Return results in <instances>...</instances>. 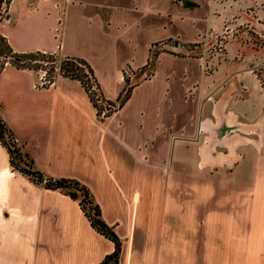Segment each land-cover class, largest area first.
I'll use <instances>...</instances> for the list:
<instances>
[{
    "label": "crops",
    "instance_id": "crops-1",
    "mask_svg": "<svg viewBox=\"0 0 264 264\" xmlns=\"http://www.w3.org/2000/svg\"><path fill=\"white\" fill-rule=\"evenodd\" d=\"M217 1L12 0L0 24L16 53L87 61L112 102L126 70L171 41L103 120L78 80L0 74V116L22 151L89 188L123 243L120 264H264V64L241 61L233 43L207 61ZM114 251L79 201L13 169L0 143V264H101Z\"/></svg>",
    "mask_w": 264,
    "mask_h": 264
},
{
    "label": "trees",
    "instance_id": "trees-1",
    "mask_svg": "<svg viewBox=\"0 0 264 264\" xmlns=\"http://www.w3.org/2000/svg\"><path fill=\"white\" fill-rule=\"evenodd\" d=\"M12 0H0V14L2 6L7 5L4 15H0V24L4 22L3 18L7 17L8 8ZM195 6L194 4H189ZM171 43V41L160 42L153 45L151 49V57L148 64L138 70L134 71L127 69L125 72L126 85L124 91L121 93L117 101H107L104 99L99 83L95 77L94 71L89 63L80 58L66 57L60 58L56 54L45 52H30V53H16L10 46L7 38L0 34V74L8 67L14 66L18 69H29L36 72L43 70L44 63H52L51 74L48 79L54 83V81L62 76L72 80H78L82 83L86 89L95 109L97 110L98 117L105 119L112 115L115 110L122 107L128 99L134 88L142 81L150 78L156 67V61L159 54L164 51L165 45ZM201 47L200 44H194L187 46V51H194ZM96 88L103 97L105 106L99 105L93 97L92 88ZM109 110V113L103 115L105 109ZM0 143L6 148L10 155V163L13 169L28 176L34 183L43 185L46 189L59 190L69 195L74 200L79 201L83 211L90 220L93 228H95L100 234L107 237L115 243V251L106 256L101 264H120L123 243L114 231V228L109 226L102 218V212L100 206L95 202L94 197L87 186L74 179H55L48 177L36 170L33 165L31 157L22 151L19 146L14 133L7 126L3 118L0 116Z\"/></svg>",
    "mask_w": 264,
    "mask_h": 264
},
{
    "label": "rangeland",
    "instance_id": "rangeland-1",
    "mask_svg": "<svg viewBox=\"0 0 264 264\" xmlns=\"http://www.w3.org/2000/svg\"><path fill=\"white\" fill-rule=\"evenodd\" d=\"M222 25L220 31L214 32L209 38L203 52L207 61H213L214 55L220 54L221 59L233 43L239 45L238 58L251 67L264 64V0H218ZM7 5L2 6L1 14ZM0 14V15H1ZM6 17L3 18L5 21ZM173 44V43H172ZM217 62H215L216 64ZM214 64V62H212ZM52 63H44L43 70L47 77L51 74ZM264 82V66L257 69Z\"/></svg>",
    "mask_w": 264,
    "mask_h": 264
},
{
    "label": "built area",
    "instance_id": "built-area-1",
    "mask_svg": "<svg viewBox=\"0 0 264 264\" xmlns=\"http://www.w3.org/2000/svg\"><path fill=\"white\" fill-rule=\"evenodd\" d=\"M216 68V64H208L206 65L205 69L208 73H212L213 71H215ZM53 84V82H51L47 75L45 73H43L41 75V87H47V86H51ZM92 92H93V97L95 98V101L99 104V105H103L105 106L103 97L101 96V94L99 93V91L94 87L92 88ZM116 111V110H115ZM109 113V110L106 108L105 111L103 112V115Z\"/></svg>",
    "mask_w": 264,
    "mask_h": 264
}]
</instances>
